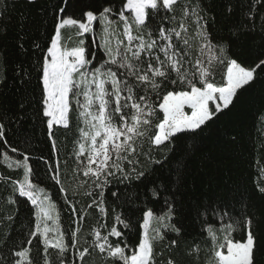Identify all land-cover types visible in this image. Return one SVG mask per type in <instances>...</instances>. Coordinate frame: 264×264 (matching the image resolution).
I'll return each mask as SVG.
<instances>
[{
	"label": "snow or ice",
	"instance_id": "obj_1",
	"mask_svg": "<svg viewBox=\"0 0 264 264\" xmlns=\"http://www.w3.org/2000/svg\"><path fill=\"white\" fill-rule=\"evenodd\" d=\"M35 2L27 0L28 4ZM257 3L264 5V0ZM6 4L7 0H0V6ZM204 15L207 10L203 0H121L119 11L104 7L98 13L85 11L82 20L60 17L45 49L35 45L42 53L36 65L41 87L40 114L57 157L55 165L51 159L45 161L49 165L45 175L51 174L52 186H58L63 194L77 227L66 240L56 203L33 182L38 173L30 167V157L8 142L5 125L0 123V163H6L9 169H23L22 179L7 178L12 193L7 202L19 205V198H26L33 211L26 245L14 246L13 258L4 264H34L29 247L34 241L38 250L42 245L44 264H95L97 260L99 264H157V257L177 246V241L171 240L162 244L158 252L154 247V241L166 239L162 231H180L170 224L174 205L165 200L166 210L161 215L151 210L143 212L139 242L129 255L125 230L131 228V222L116 213L109 226L106 190L113 180L131 184L152 170L149 165L162 164V160L153 158V151H170L169 145L174 146L178 139L194 144L210 123L230 110L239 90L254 82L257 69L264 66V59L246 68L232 58L230 41L213 38ZM248 19H253L252 10ZM97 22L99 33L94 27ZM67 28H75L77 37L91 33L93 45L103 51V58L96 61V53L88 52L85 38L75 46L65 44L62 30ZM73 111L78 113L82 127L72 153L75 167L70 179L75 185L73 199H69V189L65 187L69 177L60 168L54 128H70ZM145 141L150 146L147 152L143 148ZM257 190L264 196V184ZM81 194L91 199L78 210L76 204L80 201L75 197ZM111 196L115 198L113 204L120 199L118 191H111ZM153 196H157L155 191ZM228 207L221 210L216 204L201 213L207 217L211 211L223 232L220 239L211 226L205 229L212 241L209 264H254L256 241L251 218L245 219L246 238L234 241L231 233L240 224L231 222ZM112 211L116 212L115 207ZM86 215L96 225L82 232L80 225ZM226 216L230 222L225 226L222 222ZM0 220L12 221L13 217L4 215ZM10 236L9 232L6 246L11 243ZM70 248L75 257L71 261ZM191 252L198 253L199 247L193 246ZM159 264L175 262L168 258Z\"/></svg>",
	"mask_w": 264,
	"mask_h": 264
},
{
	"label": "trees",
	"instance_id": "obj_2",
	"mask_svg": "<svg viewBox=\"0 0 264 264\" xmlns=\"http://www.w3.org/2000/svg\"><path fill=\"white\" fill-rule=\"evenodd\" d=\"M104 7L119 11L121 0H36L34 4H28L27 0H7L5 6H0V123L5 125L8 142L30 157V167L38 173L33 182L56 203L60 229L66 233V240L70 239L71 230L77 227L76 218L65 204L58 186H52L51 174L45 175L49 167L45 161L51 159L55 165L57 157L52 152L48 130L40 114L41 87L36 65L37 57L42 53L35 45L45 49L60 17L82 20L85 11L98 13ZM203 7L207 10L204 19L213 38L230 41L229 55L232 58L246 68H253L264 59V5L258 4L257 0H203ZM250 10L251 20L248 19ZM85 37L88 52H95L96 61L101 60L103 51L93 45L90 34ZM62 39L66 44L67 36L63 32ZM216 79H220L219 73ZM262 114L264 66L257 69L254 82L239 90L230 110H225L210 123L194 144L187 139H178L174 146L169 145L170 151H153V158L163 163L149 165L152 170L141 180L131 184L112 181L106 190L107 222L111 226L116 213H122L131 222V228L125 230L129 255L131 248L139 242V223L142 222L143 212L151 210L155 215H161L166 210L165 200H168L175 210L170 224L180 231L179 234L171 229L162 231L166 239L154 241L157 252L162 244L177 241L175 248L170 252L165 250L163 257H157V264L161 259L166 261L168 258L175 264H209L212 241L205 229L211 226L218 233L220 223L211 211L207 217L201 213L205 207L216 204L221 210L228 205L231 222L235 224L239 221L240 227L231 233L234 241L246 238L245 219L251 218V231L256 241L254 264H264V196L257 190L258 185L264 184V172L261 171L264 169ZM70 124L68 129L62 126L54 128V134L60 152V168L69 177L65 183L69 189L68 198L73 199L75 182L70 177L75 158L72 153L82 127L76 111L71 113ZM149 147L145 141L144 151L147 152ZM10 155L23 158L16 153ZM165 156L167 159H164ZM8 177L22 179L23 169H9L6 163H0V217H13L12 221L0 220V264L13 258L11 249L14 246L26 245L27 233L33 223L32 206L26 198H19V205L7 202L12 194ZM111 191H118L120 195L115 204ZM154 191L157 193L155 197ZM75 199L80 201L76 204L79 210L91 198L81 194ZM113 207L116 212L112 211ZM229 222L226 216L222 223L226 226ZM95 225L96 221L86 215L80 226L82 232H87ZM9 232L11 243L6 246ZM193 246L199 247L198 253L191 252ZM29 247L34 264H44L42 245L38 250L34 241ZM72 251L70 248L69 261L75 258ZM49 252L53 250L49 249Z\"/></svg>",
	"mask_w": 264,
	"mask_h": 264
},
{
	"label": "rangeland",
	"instance_id": "obj_3",
	"mask_svg": "<svg viewBox=\"0 0 264 264\" xmlns=\"http://www.w3.org/2000/svg\"><path fill=\"white\" fill-rule=\"evenodd\" d=\"M64 18H68V17H64ZM94 27H95V30H96L97 33L100 32L101 27H100V25H99L98 22L94 24ZM76 31H77V30H76L75 28H67V29H63V30H62L64 36H65V37L67 36L66 44H67L69 47H71V46H75V45H76V42H77L79 39H81V38H85V41H86V39H87L86 37H77V36H76ZM88 34H90V36H91V38H92V40H93V36H92V34H91V33H88ZM86 35H87V34H85V36H86ZM97 41L99 42L98 37H97ZM90 59H91V58H90ZM219 229H220V227L218 228V236L220 237V239H222V238H223V232H220ZM225 252H226V249H225Z\"/></svg>",
	"mask_w": 264,
	"mask_h": 264
}]
</instances>
